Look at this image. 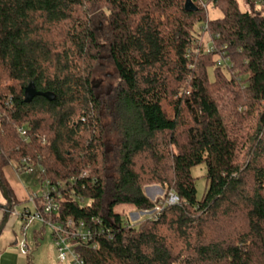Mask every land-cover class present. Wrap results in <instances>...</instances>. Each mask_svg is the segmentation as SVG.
I'll use <instances>...</instances> for the list:
<instances>
[{
	"label": "trees",
	"instance_id": "1",
	"mask_svg": "<svg viewBox=\"0 0 264 264\" xmlns=\"http://www.w3.org/2000/svg\"><path fill=\"white\" fill-rule=\"evenodd\" d=\"M186 1L0 0V181L12 211L5 167L63 183L84 264H264V0ZM153 184L180 201L131 223Z\"/></svg>",
	"mask_w": 264,
	"mask_h": 264
},
{
	"label": "built area",
	"instance_id": "2",
	"mask_svg": "<svg viewBox=\"0 0 264 264\" xmlns=\"http://www.w3.org/2000/svg\"><path fill=\"white\" fill-rule=\"evenodd\" d=\"M212 50V49H211ZM22 134L27 135L26 131L23 130ZM18 172L28 171L33 172L34 167H23L18 163H15ZM58 187L62 188L63 183L52 185L47 181L44 185V191L39 197L31 198L36 203L37 211L32 213L31 211H24L21 214V218L25 224V228L29 227L35 220H41L44 224L49 225L52 228L53 237L55 241V247L58 252L59 261L63 264H84V261L80 253L76 249V245L73 241L82 239L88 241L92 239V231L88 227L86 222H78L75 219L69 217L63 222H54L50 217L58 212L60 205L56 201V196L61 197V192ZM158 199V198H157ZM40 201V204L38 203ZM180 201V198L175 193H171L165 200V203H160L154 210L141 211L145 219H156L164 204H176ZM131 222V221H130ZM133 223V222H131ZM20 253L26 255L28 253V244L26 237L18 244Z\"/></svg>",
	"mask_w": 264,
	"mask_h": 264
},
{
	"label": "rangeland",
	"instance_id": "3",
	"mask_svg": "<svg viewBox=\"0 0 264 264\" xmlns=\"http://www.w3.org/2000/svg\"><path fill=\"white\" fill-rule=\"evenodd\" d=\"M241 8L242 11H252L253 5L257 10L261 9V4L259 0H236ZM208 17L211 19L222 17V13L220 10L214 8L212 5L208 6ZM205 42L209 45L208 47L211 48L210 40L208 35L204 36ZM16 174L18 176V180L21 182L20 184L24 187H22L24 190H27L29 194V201L20 203L14 208V211L11 215V218L9 220V223L6 225L7 228L4 231V235L2 238H7V242L12 241L13 238L15 240H20V237L22 240L24 239V235L22 237L23 233L27 234L28 242L35 246L34 237H33V229L37 226V230H41L42 224L36 223L32 227L28 228L26 231L22 229L23 227V221L21 219V214L23 211L31 210L32 213H35L37 211L36 203L31 199L32 197H39L44 191V185L40 181V169L35 168L33 172L23 171V172H17ZM207 166L206 164H201L199 166L192 168V175L196 178V187H197V195L199 198L203 196V194L206 191L207 188ZM158 186L160 191L162 190L160 194L154 195L152 198L149 195V198H151L153 201L162 200L165 202L166 200V189L163 188L160 185H149L145 187V191L148 192L150 189L149 187ZM153 189V188H152ZM151 190V189H150ZM152 196V195H151ZM155 198V199H154ZM162 203V202H161ZM160 204V203H159ZM158 204V205H159ZM117 210L119 212H123L126 217L129 219V221L133 223H137L139 220H144L145 217L142 215L143 212L135 210L131 206H124V207H118ZM46 233L40 234V244L43 246L42 249L46 246L47 243L52 241V228L47 225L45 228ZM1 238V239H2ZM13 242V241H12ZM14 244V243H10ZM68 264V263H65Z\"/></svg>",
	"mask_w": 264,
	"mask_h": 264
},
{
	"label": "crops",
	"instance_id": "4",
	"mask_svg": "<svg viewBox=\"0 0 264 264\" xmlns=\"http://www.w3.org/2000/svg\"><path fill=\"white\" fill-rule=\"evenodd\" d=\"M3 172H4L6 180L10 184L12 190L14 191V194L18 200V203L20 204V203H24V202L29 201L30 196H29L27 190L23 189L24 187L20 184L21 182L18 180V176L16 175V174H18L17 173L18 170L16 168L15 163L5 167ZM149 188L151 190L149 189L148 192L145 191V193L148 197L150 195L151 198L154 195H156V194L158 195L161 192H163L162 190L160 191L158 186L149 187ZM7 204L8 203H7V200L4 196V193H3L2 189L0 188V223L3 222V220L5 218L4 206ZM29 211H31V210H29ZM22 221H23V219H22ZM36 223L42 224V227H41V230H37L36 228L39 225H36V227L33 229V237H34L33 241L35 242V246L30 244L28 242V239L26 240L27 244H28V253L26 255L21 254L19 247H18V244L22 240L21 237H20V240H15L13 238V240H12L13 242L12 241L7 242L8 241L7 238H2L4 235V231L7 228V226L5 227L2 234L0 235V264H63L59 261V258H58V252H57V249L55 247L53 232L51 234L52 235V238H51L52 241L47 243L46 246L44 247V249H42L43 246L39 243L40 242V240H39L40 234L46 233L45 232L46 231L45 228L47 226L46 224H44L41 220H35L29 227L25 228V224L23 222L22 229L24 231H26L28 228L32 227ZM23 235H25V237L27 238L26 233H23L22 237H23ZM10 243H14V244H10ZM68 264H70V263H68Z\"/></svg>",
	"mask_w": 264,
	"mask_h": 264
},
{
	"label": "water",
	"instance_id": "5",
	"mask_svg": "<svg viewBox=\"0 0 264 264\" xmlns=\"http://www.w3.org/2000/svg\"><path fill=\"white\" fill-rule=\"evenodd\" d=\"M185 8L186 10H196L197 6L195 5L193 0H187L185 3ZM37 95H43L50 100L54 98V95L50 92L47 93L38 92L36 90L35 84L31 83L25 90V101L30 102ZM0 188L2 189L4 196L8 202L7 206H5V218L0 225V235H1L6 225L9 223L13 211H12V200L9 197L7 188L1 183V181H0Z\"/></svg>",
	"mask_w": 264,
	"mask_h": 264
}]
</instances>
